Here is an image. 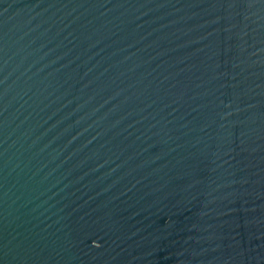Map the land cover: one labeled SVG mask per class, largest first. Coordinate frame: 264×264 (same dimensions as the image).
Returning <instances> with one entry per match:
<instances>
[{
  "label": "water",
  "instance_id": "1",
  "mask_svg": "<svg viewBox=\"0 0 264 264\" xmlns=\"http://www.w3.org/2000/svg\"><path fill=\"white\" fill-rule=\"evenodd\" d=\"M0 264H264V0H0Z\"/></svg>",
  "mask_w": 264,
  "mask_h": 264
}]
</instances>
